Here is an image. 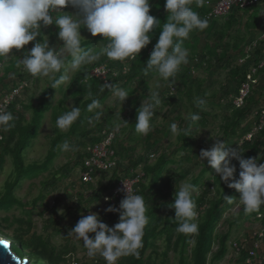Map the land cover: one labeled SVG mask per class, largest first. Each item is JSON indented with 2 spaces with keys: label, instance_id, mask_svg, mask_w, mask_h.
Wrapping results in <instances>:
<instances>
[{
  "label": "trees",
  "instance_id": "obj_1",
  "mask_svg": "<svg viewBox=\"0 0 264 264\" xmlns=\"http://www.w3.org/2000/svg\"><path fill=\"white\" fill-rule=\"evenodd\" d=\"M207 1V0H205ZM213 1V0H211ZM165 0H150V15L160 20V25L153 30L151 35V41L148 46L140 51L135 59H126L130 63V70L126 75H122L119 71L116 77H112L108 83L118 85L119 87L128 91L131 98V109L125 115L121 116L117 123L119 127L111 128L115 131V138L112 143V148L115 151L117 157L128 159L126 165L123 162L117 166L108 179L107 184L98 188L96 196L101 195L103 192L108 191L110 195V203H107V208L115 206V199L111 198V190L114 188L119 175L130 176L134 171H137L139 164H142L140 171L142 176L136 185L135 194H139L145 197L146 203V215L148 217V223L144 229L143 235V247L139 250V256L127 255L121 257L117 264H171L167 258V250L172 249L178 253L176 264H216L227 253L229 241H230V228L234 225L236 220L231 223L227 219L218 225L225 212L231 209L237 201L233 204H228L224 200V195L237 200L240 197V193L234 189H230L227 185L220 181L218 175L214 174L212 178L204 180V170L202 169L198 175L192 177L189 183L195 186V189L201 187V191L197 195H193L195 200V212L197 213L194 218L195 223L199 226L197 234L185 235L177 233L176 227L179 225V220L175 219L174 209L170 207L174 203L175 191L163 192V188L170 187L173 180H178L184 176V171H181L175 175H165L167 171L166 166L170 162L165 154L158 155L154 159L153 163H147L150 160L148 157H132V149L124 146L121 142V137L127 131L135 130L136 113L143 100L147 99L150 94L147 80L143 77L145 73V65L149 59L150 53L153 47L158 41L160 30H162L163 23L167 20V12L164 8ZM264 0H258L252 5L245 6L244 8L233 7L229 13L221 18L209 17L210 8L204 5L202 7L196 6V0H192V8L198 12L201 18L208 20V27L203 30H194L190 37L184 41V47L188 49V64L181 66V69L176 74L174 82L171 83L180 86L178 98L174 97V87L166 83L159 88V98L161 103L155 108V115L151 121L152 130L143 135L144 142L150 146H155V135L162 133V130L157 125H153V120L157 116L160 110L165 106H170L172 113H178L173 115V118L169 120L170 126L172 123H178V127L181 129L177 133V146L176 149L185 150L192 142L193 132H197L201 128H205L210 124H216L215 116H211V112L205 109L207 104L211 109H219V113L222 114L221 121L218 126L222 132V140H227L232 137H241L238 134L246 117L249 118L248 124L252 127L253 123L257 122L258 113L264 109V66L257 71L254 77L257 79L255 85L251 86L247 97L244 99L242 106L236 108L232 100L237 96L238 90L242 83L246 81V74L249 71V67L256 64L263 55L264 51V39H259V36L264 32V16H262V7ZM70 7L65 12H68ZM41 33L45 30L49 36V45L53 47L52 43L56 39L57 29L54 25L47 27H41ZM43 34V33H42ZM203 36L204 43L199 48V37ZM39 40V37L37 38ZM95 40V41H93ZM102 42V37H93L92 41H82L81 46L84 49H88L91 44ZM253 43L255 45L253 46ZM33 46V43H29L22 50H15L16 56L14 59L8 61L0 72V85L1 88L6 91L10 89L17 81H21L29 78L23 66H17V61L23 58ZM103 44L101 45V47ZM100 47V48H101ZM54 48V47H53ZM100 49H96L99 52ZM66 63L69 64L72 60L71 56H66ZM238 59H244L242 62H238ZM107 60L106 56L101 55L100 58L90 65L84 66L77 70L71 85L69 86L70 94L75 100V105L79 106L81 112H83V120L90 118L87 111V105L91 103L92 99L99 100L102 103L108 96L112 94L111 90L102 87L104 83L94 77L89 76L90 70ZM2 61V58H0ZM106 63L110 68L118 70L121 67V61L107 60ZM200 68L206 75V78H192L191 74L196 72ZM65 67L61 70V73L55 74L58 76L64 74ZM223 69L226 73V82L220 86L218 93L210 92L212 85H215V80L211 77L217 70ZM151 74H156L155 70ZM148 71V72H150ZM210 78V79H209ZM7 80V81H6ZM135 81L136 87L132 89L130 84ZM53 78L47 83V86L40 91L39 96L36 98V104L28 101L23 106L24 109L31 110V117L29 120H25L22 113L16 109V104L13 103L8 106L7 111L11 112L14 116V127L10 130L3 132L0 131V170L4 163V157L10 155L11 163L13 166V172L11 181L4 185L3 192H0V210H6L13 204H20L13 194V188L17 187L19 183L25 178H36L39 174L45 171L47 165L53 160L59 151V144L64 135L59 132L51 141V146L45 159L41 163L26 164L24 162V152L31 144L33 138H35L44 114L51 108V102L54 92L57 88L52 89ZM139 89V91H135ZM29 88L26 89V92ZM209 90V91H208ZM25 92V93H26ZM207 92H210L207 94ZM138 93V95H137ZM137 95V96H136ZM200 97L205 100V104L201 107H197L194 103L195 99ZM188 105L190 113H197L200 116V120L193 126L191 131L185 134L183 129L187 127L189 121L183 119L179 111L183 108V103ZM127 103V102H125ZM125 111V109H124ZM123 108L119 114L123 113ZM257 111L256 113H254ZM64 113V112H63ZM62 113V114H63ZM249 114V115H248ZM108 121V120H107ZM122 121H126L129 125H124ZM56 122V121H55ZM216 122V123H215ZM94 129L100 130L103 127L104 121H95ZM243 131V130H242ZM241 131V133H243ZM250 131L247 130L246 133ZM245 133V132H244ZM70 134L87 136L86 133H76L75 127L70 131ZM244 136V135H243ZM242 136V137H243ZM241 137V138H242ZM240 138V139H241ZM120 139V140H119ZM97 139L90 137L89 142H95ZM241 143L237 148L242 154L243 159L257 158L258 164H264V126L254 134L250 141L239 140ZM182 148V149H181ZM154 153L150 151L149 154ZM83 154L78 157L79 163H82ZM236 166V172L234 173V179L239 177V162L232 161ZM63 170H66L63 168ZM105 174V173H101ZM54 176V175H53ZM90 182L86 183L89 184ZM42 187L46 186V183L41 182ZM214 186L216 190L214 195ZM174 189V188H173ZM80 196V195H79ZM39 198V196H38ZM37 198L34 199L32 204H35ZM86 203H89L90 199H86ZM80 197L77 201L79 208H85ZM237 212V218L247 220L249 218H255L259 216V221L264 225V206L258 211L251 213L245 212L243 206H240ZM71 210V209H70ZM82 214V213H81ZM70 219L73 223V228L77 224V221L81 217H77L75 214L69 213ZM119 219V215L116 213H106L102 215L101 220L109 228L114 226V222ZM0 223L3 224L8 230L12 232L10 237L11 250L20 257L26 256L32 263L41 264H68L65 255L66 253L57 252L56 248L51 245L47 240L42 237L31 234L29 238H23L17 230L12 229L10 223H8L7 217H0ZM220 226V227H219ZM225 227V228H224ZM262 227V226H261ZM29 228V227H28ZM264 228V227H262ZM5 236V235H4ZM7 236V235H6ZM5 236V237H6ZM94 234L90 235V238ZM7 238V237H6ZM252 240L247 244H243L238 250L237 263L246 264L248 258L255 259V256H250L249 252L253 249V242L258 243V250L264 252V231L263 236L257 239L256 236L251 237ZM163 242V251L158 252L156 241ZM19 245L18 249L15 246ZM216 245L212 251V246ZM245 246V247H244ZM27 250V253L24 251ZM150 254L145 256L147 251ZM257 251V250H256ZM24 252L25 255L22 253ZM57 252V253H56ZM68 257V256H67ZM91 264H104L105 261L99 254L95 257H91ZM106 263V262H105ZM77 264V261L72 259V263Z\"/></svg>",
  "mask_w": 264,
  "mask_h": 264
},
{
  "label": "clouds",
  "instance_id": "obj_2",
  "mask_svg": "<svg viewBox=\"0 0 264 264\" xmlns=\"http://www.w3.org/2000/svg\"><path fill=\"white\" fill-rule=\"evenodd\" d=\"M204 2L196 0V6L202 7ZM191 4L192 0H165L167 20L147 60L145 74L155 70L161 80L171 84L170 81L174 82L181 66L188 64L189 52L183 46L184 41L194 30H205L209 23L193 10ZM66 7L75 9V14L62 11ZM150 10V0H0V58H7L11 50L19 51L33 43L32 48L17 61V66L22 65L32 76L53 77L51 88L55 89L68 79L65 74L55 76L65 67L66 56H71L73 70L92 64L101 55L115 61L135 59L149 45L152 38L150 33L161 23L150 15ZM52 25L58 30L57 38L63 45L58 49L50 47L48 37L41 33V27ZM82 28L92 37H102L100 44L103 46L99 52L81 46L84 40ZM102 87L111 90L121 104L129 97L128 91L118 85L105 83ZM158 89L159 84L157 90L152 91L137 110L135 131L139 134L147 135L152 130L154 110L161 103ZM194 103L201 107L205 100L197 97ZM102 107L97 99H92L87 105V111L94 113L89 118L90 124L101 118ZM80 116L81 109L73 107L57 118L56 127L69 129ZM14 119L11 112L0 110V131L6 132L14 127ZM186 119L190 122L183 129L187 135L200 116L189 113ZM122 123L129 125L126 121ZM170 130L172 133L181 131L176 123L170 125ZM61 148L63 151L75 150L68 142ZM199 159L203 163L206 161L228 188L240 193L238 200L224 195L228 204L239 201L248 213L264 206V164H258L257 158L243 159L237 147L227 146L224 140L215 139L210 148L201 149ZM234 160L239 162L238 179H234ZM195 190L192 183L184 181L179 190H175L174 203L170 207L174 209L175 219L179 220L175 229L177 233L191 235L199 231L198 224L193 222L197 215L193 199ZM123 191L125 196L118 208L110 205L104 210L105 213L119 215L117 224L109 228L97 213H89L82 216L68 234L82 240L89 257L99 254L106 264H117L121 257L127 255L138 257L143 247L144 229L148 223L145 197L134 194L124 184ZM90 233L94 234L92 238ZM6 239L9 240L8 237Z\"/></svg>",
  "mask_w": 264,
  "mask_h": 264
},
{
  "label": "rangeland",
  "instance_id": "obj_3",
  "mask_svg": "<svg viewBox=\"0 0 264 264\" xmlns=\"http://www.w3.org/2000/svg\"><path fill=\"white\" fill-rule=\"evenodd\" d=\"M75 12L76 10L70 7L67 13L75 14ZM262 16H264V4L262 7ZM42 33V35L48 37V34L45 30ZM81 36L84 39L82 41H92L93 39V37L85 28L81 29ZM56 39L58 42L60 41L58 40L57 36ZM198 42V47L200 48L204 43L203 36L199 37ZM100 43L101 41L99 40L91 44L90 48L95 50L100 49L102 45ZM62 46V41H60L58 47ZM53 47H57V44L54 43ZM15 56V50H11L10 60L14 59ZM10 60H7V62ZM76 71L77 70L72 69L71 62L65 66L64 74L67 75L68 79L55 90L51 102V108L44 114L40 128L35 138L32 139L31 144L24 152V162L26 164L41 163L45 159V156L50 149L52 139L59 132L60 134L64 135V137H62V140L59 144L58 153L47 165L45 171L39 174L38 177L32 180H23L17 187L13 188L12 194L16 199H18L20 204H13L6 210H0V217H7L8 223H10L12 229L17 230L20 234H22L23 238L27 239L31 234L38 235L53 245L57 252L66 253L67 255H65V257L68 264L72 263V259L77 261V264H91L92 258L87 255V250L83 247L82 240L76 239L74 235H68L73 229V223L70 219V215L68 214L72 213L77 217H81L83 214L87 216L89 213H97L100 218L102 215H105L106 213L104 210L107 208V203H110V195L108 194V191L97 196L96 193L100 186L107 184L108 179L110 178V173L98 175L89 184L83 185L79 183L78 172L80 169V163L78 157L81 156L83 148L88 142V139L97 133L96 129H94V123L90 124L88 122L89 118L79 122V120L83 118V112H81L80 118L74 122L69 129L61 130L56 127L55 121L60 115H62L63 112L65 113L66 111L71 110L73 107H79L75 105V100L71 96L69 89ZM151 72L153 71L143 74V77L147 80L150 93L154 90H157L158 84L159 88H161V85H166V83H168L161 80L157 73H153L152 75ZM225 76L226 73L223 69L217 70L215 73H213L211 78L215 80V85H212L210 92L215 94L218 93L220 86L226 82ZM191 77L205 79L206 75L200 68H198L196 72L191 74ZM52 78L53 77L33 76L32 79L31 77L28 79L29 91L26 92L24 96L22 95V97H20L21 103L18 104V108L16 107V109L22 113L25 120L30 119L31 110H26L23 108V106L21 108V105H26L29 100L35 105L36 98L39 96L40 91H42L47 86V83L51 81ZM136 83L137 82L133 81L130 84L132 89H135ZM170 83L172 82L170 81ZM175 84L176 85H171L174 87V97L178 98L181 95L179 93L180 84ZM135 91L138 92L139 89ZM210 92H207V94ZM134 97L135 95L128 97L121 104V102L115 98L113 94H111L101 103L103 107L100 111L103 112V115L99 120L96 121H104L105 123L106 120V123L103 124V127L108 128L111 126V128H117V126H119L117 120H119L121 116L125 117L128 111H130L131 98ZM181 103H183V108L181 111H179V113L183 119H186L187 115L190 113V109L186 102L184 104V99ZM122 108L123 111L124 109L125 111L119 114ZM205 109L211 112V116H215V121L217 123L221 121L222 114L219 113V109H211L209 104L205 106ZM177 114V112L172 113V111H170V106H165L154 118L153 125H157L158 128L162 130V133H158L154 136L156 139L155 146L146 144L144 142L143 135L137 133L134 129L127 131L124 136L120 138L124 146L130 147L132 149L131 155L134 159L135 157L139 158L145 156L146 158L147 156L150 160L149 162L147 161V163H153L154 159L157 158L158 155L165 154L170 162L167 164V171L164 172V174L168 175L170 178H172L173 175L184 171L181 172L184 173V176L182 178L180 177L178 180H173L170 184V187H165V189L163 188V192H169L173 190L178 191L182 181L190 182L191 178L198 175L202 169L204 170L203 181L212 178L215 174L214 170L207 165L206 161L203 163L199 159V153L201 149L210 148L215 142V139H222V132L218 124L215 122L216 124L214 125L210 124L205 128L199 129L197 132H193L191 136V145L186 147L185 150L176 149L178 141L177 133H172L170 126L168 125L169 120L173 118V115ZM89 115L91 117L94 115V113H89ZM248 121L249 118L246 117L242 123L240 131H238V134H242L241 137L246 134L247 130L251 129ZM176 124L178 123L176 122ZM73 127H75L76 133L79 134L80 132H84L87 134V136H75V134H70V131ZM241 131L243 133H241ZM241 137L237 136L228 138L225 140V142L227 146L235 148L239 146V140ZM65 142H68L75 150L63 151L61 146ZM150 151L154 152L152 153L154 155L152 158L148 156ZM141 165L142 164H139V167L137 168L139 173H141ZM63 168L66 170H63ZM12 172L13 166L11 163V157L10 155H6L0 170V192H3L4 185L11 181ZM41 182L46 183V186L42 187L43 185H41ZM42 191H46L44 198L42 200H36L35 204H32L33 199H35ZM200 191L201 187H198L193 192V195L199 194ZM215 194L216 190L214 186V195L212 197H215ZM79 197L85 201L82 202L84 204L83 206L85 207L83 209L79 208L77 203ZM106 198L108 199L106 200ZM86 199H90L89 203H86ZM240 206L241 204L239 201H237V205L235 204L231 209L225 212L218 224L221 225V223H223L226 219L233 223L237 219L234 225L230 228L231 234L230 241L228 243V251L226 255L216 264H238V251L235 248L237 246L241 248L243 247L244 243H249V241L252 240L251 237L255 231L259 229L264 231V228H262L264 225L258 220L259 217L252 219L249 218L247 220H244L243 218H237V212L239 208H241ZM118 222L119 219L114 222V225ZM0 226L3 227L10 235L12 234V232L8 230L3 224L0 223ZM0 234L4 236L6 233L3 234L1 232ZM9 234L6 235L10 237ZM90 235L92 234L90 233L89 236ZM241 240L243 241L240 242ZM234 243L236 247H233ZM15 244L16 246H19L17 243ZM156 245L158 247V252H162L164 248L163 242L158 240L156 241ZM215 247L216 245L214 244L212 246V251L215 249ZM24 252L27 253V250ZM148 254H150L149 250L146 252L145 256ZM255 257V259L250 258V261L246 262V264H264L263 251L260 250L259 252L258 249L257 251L255 250ZM167 258L169 263L176 264L178 253L170 248L167 250ZM103 263L106 264L105 261Z\"/></svg>",
  "mask_w": 264,
  "mask_h": 264
},
{
  "label": "built area",
  "instance_id": "obj_4",
  "mask_svg": "<svg viewBox=\"0 0 264 264\" xmlns=\"http://www.w3.org/2000/svg\"><path fill=\"white\" fill-rule=\"evenodd\" d=\"M258 0H207L205 1V5L210 8L209 17L212 18H221L225 16L233 7L244 8L245 6L252 5L256 3ZM68 7L62 9V11H66ZM56 15V13H54ZM259 39H264V32H262L259 36ZM255 43H253V46ZM263 55L259 59V61L249 67V71L246 74V81L241 84L237 96L232 100L233 105L238 108L242 106L244 99L247 97L251 86L255 85L257 79L254 75L257 73L259 69L264 66V51ZM132 58H129V61ZM110 61V59L107 58ZM100 63L99 65L93 67L89 76L97 78L102 83H108L112 77H116L120 71L122 75H126L130 70V63L127 60L121 61V67L118 70L110 68L106 61ZM244 59H238V62H242ZM6 62L4 60L0 61V72L2 68L5 66ZM7 81V80H6ZM28 88V81L26 79L17 81L14 86L10 89L4 91L0 85V110L7 111L9 105L15 103L18 108V104L21 103L20 97L25 95L26 89ZM255 111L254 113H256ZM264 126V109L260 110L258 113L257 122L253 123L250 131L246 133L242 140L250 141L254 134L258 132ZM96 135H92V137L96 138L95 142H87L83 148V152L81 154L84 155L82 158V163L80 164V169L78 172V179L80 184H86L88 182H92V180L101 175V173H112L117 166L120 164V158L115 155V151L112 148V143L115 138V131L109 128H101L96 131ZM241 143L239 142V145ZM150 158L154 155L149 154ZM142 173L138 171H134L130 176H124L123 174L119 175V179L117 180L114 188L111 190V198L115 199V207L118 208L120 201L124 198L125 192L123 191V184L126 188H131L135 194L136 185L139 182ZM259 217V216H257ZM253 236H256L257 239L262 238L263 230L259 229L254 232ZM241 240L240 242H242ZM233 247H236L235 243ZM237 251L240 249L238 246L235 248ZM258 249V243L253 242V249L250 250L249 255L255 256V250ZM250 258L246 260L249 262Z\"/></svg>",
  "mask_w": 264,
  "mask_h": 264
},
{
  "label": "water",
  "instance_id": "obj_5",
  "mask_svg": "<svg viewBox=\"0 0 264 264\" xmlns=\"http://www.w3.org/2000/svg\"><path fill=\"white\" fill-rule=\"evenodd\" d=\"M0 264H41V263H32L29 261V259L26 256L20 257L16 253H14L11 250V243L4 238L3 236H0ZM18 249V246H17ZM22 253V252H21ZM25 255V253H22Z\"/></svg>",
  "mask_w": 264,
  "mask_h": 264
},
{
  "label": "crops",
  "instance_id": "obj_6",
  "mask_svg": "<svg viewBox=\"0 0 264 264\" xmlns=\"http://www.w3.org/2000/svg\"><path fill=\"white\" fill-rule=\"evenodd\" d=\"M47 34H48V33H47ZM48 37H49V36H48ZM54 43L57 44V47H54V48H55V49H58V48H59V47H58V44H60V41L58 42L57 39H55L54 42L52 43L53 46H54ZM13 50H15V49H13ZM15 54H16V52H15ZM9 55H10V56L7 57V58H2V60H4V61L6 62V64L8 63L7 60H10L11 52H10ZM30 77H31V79H32L33 76H32L31 74H29V78H30ZM34 77H37V76H34ZM29 78H28V79H29ZM28 79H26V80L28 81ZM28 91H29V90H28ZM28 91H27V92H28ZM119 158H120V156H119ZM127 160H128V159H126V158H121L120 161L123 162L124 165H126ZM32 179H35V178H25V179H23V180H32ZM23 180H22V181H23ZM22 181H21V182H22ZM19 184H20V183H19ZM45 194H46V191H42V192H40L39 195H38L39 198H38V196L36 197L37 200H42V199L44 198ZM36 198H35V199H36ZM40 198H41V199H40ZM33 201H34V199H33Z\"/></svg>",
  "mask_w": 264,
  "mask_h": 264
},
{
  "label": "bare ground",
  "instance_id": "obj_7",
  "mask_svg": "<svg viewBox=\"0 0 264 264\" xmlns=\"http://www.w3.org/2000/svg\"><path fill=\"white\" fill-rule=\"evenodd\" d=\"M0 231H1L3 234H5V233H6V234H9V233H8L3 227H1V226H0ZM1 232H0V233H1ZM6 234H5V235H6ZM9 235H10V234H9ZM6 237H8V236H6ZM8 241L10 242V239H9ZM10 243H11V242H10ZM15 246H16V245H15Z\"/></svg>",
  "mask_w": 264,
  "mask_h": 264
},
{
  "label": "snow or ice",
  "instance_id": "obj_8",
  "mask_svg": "<svg viewBox=\"0 0 264 264\" xmlns=\"http://www.w3.org/2000/svg\"><path fill=\"white\" fill-rule=\"evenodd\" d=\"M0 243H3V242H0Z\"/></svg>",
  "mask_w": 264,
  "mask_h": 264
}]
</instances>
